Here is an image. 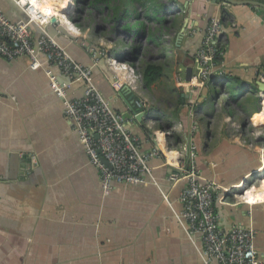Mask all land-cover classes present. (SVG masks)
Returning <instances> with one entry per match:
<instances>
[{"label":"crops","instance_id":"0c3cea01","mask_svg":"<svg viewBox=\"0 0 264 264\" xmlns=\"http://www.w3.org/2000/svg\"><path fill=\"white\" fill-rule=\"evenodd\" d=\"M232 1L237 3H153L166 7L168 16L163 17L162 31L154 25L150 28L161 33L157 44L150 40L163 55L164 71L148 87L138 72L132 89L100 56L106 51L117 63L133 66L126 56L129 32L125 31V40L114 42L79 28V32L68 29L73 39L57 33L55 40L74 60L90 67L93 85L125 116L126 127L139 137L142 151L158 146L175 154L182 144L192 142L199 180L227 187L249 173L246 189L257 179L261 184L253 188L264 189V167L251 173L260 165V157L244 143V131L226 122V117L236 120L233 113L229 115L234 109L239 117L252 115L253 124L262 123L257 84L264 82V7ZM252 1L264 4V0ZM13 3L0 0V7L11 21L22 20V9ZM73 15L68 18L75 20ZM118 15L122 27L134 22L121 8ZM212 16L219 18L225 38L220 65L224 77L218 80L210 111L205 84H195L193 78L198 71L196 52ZM168 56L171 62L165 66ZM45 68L44 64L31 70L25 58L0 56V264H200L201 237L197 233L188 237L186 223L178 218L185 181L172 185L168 175L173 169L160 156L149 161L157 186L114 183L104 194L99 173L88 162ZM52 72L58 82H70L68 97L82 95L83 82L71 80L57 67ZM137 98L149 104L147 119H138L131 111L141 112L134 106ZM193 119L198 120V129L192 133ZM172 126V133L164 135ZM188 160L185 153L178 155L181 164ZM214 210L225 231L235 224L252 227L257 256L264 260V201L248 205L229 198L221 203L215 196Z\"/></svg>","mask_w":264,"mask_h":264},{"label":"built area","instance_id":"2783aa9c","mask_svg":"<svg viewBox=\"0 0 264 264\" xmlns=\"http://www.w3.org/2000/svg\"><path fill=\"white\" fill-rule=\"evenodd\" d=\"M13 1L27 15L28 22L11 21L0 7V56L7 60L25 58L31 70L46 65L44 72L50 80V87L61 98L65 116L72 122V129L84 148L88 162L99 173L102 192L108 194L114 183L157 186L149 161L151 158L163 156L165 163L173 169L168 175L172 185L181 180L185 181L179 193L182 209L178 218L186 223L188 237L194 233L201 237V245L198 248L200 264H264V260L257 256L254 229L235 224L225 231L219 226L214 210L215 196L216 201L221 203H228L229 198L248 205L263 202L264 200L250 204L241 198L242 192L247 190V181L251 174L248 173L239 182L227 187L219 186L213 180H199L195 165L196 145L192 142L182 144L180 149L175 151L172 161L168 160L166 152L158 146L142 151L139 137L126 127L125 116L114 110L93 85L90 67L74 60L63 46L48 35L45 26L49 23V18L62 11L54 7L50 12L44 0ZM71 2L72 5L75 4V0ZM42 7L44 10H40ZM75 9H71L68 16L74 14ZM29 22L36 24L38 33L30 28ZM70 29L79 32L75 26ZM224 38L219 18L210 17L195 56L198 66L197 74L193 78L195 84H205L207 87L211 83H219L218 80L224 77L220 68ZM100 56L107 61L110 68L117 70L126 84L135 89L137 75L133 66L123 62L117 63L106 51H100ZM52 67H57L73 81L83 82L82 95L68 97L70 82H58ZM134 106L139 108L146 118L145 112L149 109L147 101L137 98L134 100ZM174 128L170 127L163 134H171ZM196 129V124H191V132ZM167 151L171 152L169 149ZM184 153L188 155L189 160L188 163L181 164L178 162V155ZM262 166L263 154L260 156V165L251 173H257V169ZM243 180L245 181L241 188L238 185ZM251 188L252 185L249 189ZM163 198L167 201L165 193Z\"/></svg>","mask_w":264,"mask_h":264},{"label":"rangeland","instance_id":"374dc122","mask_svg":"<svg viewBox=\"0 0 264 264\" xmlns=\"http://www.w3.org/2000/svg\"><path fill=\"white\" fill-rule=\"evenodd\" d=\"M156 1L158 2L161 1L162 3L169 2V0H152V3L150 5H153V3H156ZM136 2L138 3V0H110L106 6L102 2L97 3V1L94 0V2L92 3V0H89L88 2L89 6H88V4L83 5L81 1L75 0L76 9L74 11V14L76 15V13H78L83 23V26H81V24L77 22V25L75 27L82 29L87 35L94 34V36L96 35L95 37H99L103 39H105V37L107 36L108 38L114 39V42H116V41H121L123 39L125 40L126 38H123L125 37L124 35H126L125 31L129 32L132 35V37L131 40L128 39L127 43L125 42L126 43L125 46L127 47L126 56L131 63L134 62L133 68L135 70V73L138 75V72H140V69L144 63H147L149 61H153L157 63L163 62V58H162L163 55L162 53H160L161 51H159L156 48V46L153 45L152 41L149 38V34L150 32H152L150 28L153 25L155 30L160 29V31H162V29L166 25H162L163 22L161 21L158 24H151L148 20H146V16L149 14V12L152 10L153 7L149 6L147 9L145 6H141L140 4L134 5ZM119 7L121 8V10L126 11V15H128L127 19L129 18L131 19V17H134L133 18L134 22L129 21L128 23L130 25L125 24V26L122 27L124 23L121 21L122 19L117 17L118 16L117 9H119ZM164 12H166V14ZM167 13H168L167 9H163V11L162 9H159V14L162 15V17L168 16ZM120 14L124 15L125 12H121ZM147 28H149L148 31ZM135 30L138 33L135 32ZM155 30L152 33H157V31ZM159 34L161 33H157L156 36H159ZM139 45L141 48L140 51L138 52ZM137 53L138 55H136ZM135 55L136 58H134ZM170 57L168 56V59L165 62V66H169L171 62ZM219 87H220L219 83L214 85L211 83L210 85H208L206 100L209 104L210 111H213V101L216 100V90ZM231 92L233 93L234 91ZM258 93H260L259 102H258V112L262 109L261 114H263L264 91H258ZM220 99L224 100L223 97H221ZM232 113L234 114L236 120L233 121L231 118L226 117V122H229V126L236 130H243L245 133L243 134L245 136L244 143L250 149H254L258 154V157H260L262 154L264 155V119H262V123L253 124L251 119L252 115L250 117H244V118L241 116L239 117L234 109L230 111L229 115L230 114L232 115ZM193 120L195 121H192L191 124H196L198 129V122H197L198 120L196 119ZM203 121L201 120V125L202 127H205ZM212 123H215L216 125L215 120H213ZM210 124L211 122H208L209 126H211ZM215 125L212 127H216ZM263 180H264V171L262 176V181ZM258 181L259 180L257 179L252 186L258 187L261 184V181L259 182Z\"/></svg>","mask_w":264,"mask_h":264},{"label":"trees","instance_id":"16d2710c","mask_svg":"<svg viewBox=\"0 0 264 264\" xmlns=\"http://www.w3.org/2000/svg\"><path fill=\"white\" fill-rule=\"evenodd\" d=\"M78 1H81L83 3V5H87L89 2V0H78ZM95 1H97V3L102 2V3H104V5L107 6V4L109 3L110 0H95ZM148 1H149V4H148ZM93 2H94V0H92V3ZM151 3H152V0H138V4H140L141 6H145L147 9ZM88 6H89V4H88ZM154 6H155V8H154ZM152 7H153L152 10L146 16V20H148L151 24H158L160 21L164 22L162 15L159 14V9H162V11H163V9H167V8L164 6H157V4L152 5ZM119 10H120V7H119V9H117V11L119 12ZM73 16H74L75 20L77 22H79L81 24V26H83V23L81 21L79 14L76 13V15L74 14ZM117 17H119V15ZM135 32H137V31L135 30ZM156 34L157 33L150 32L149 38L157 44L156 39L159 38L160 36H156ZM140 48L141 47L139 45L138 52L140 51ZM136 55H138V53ZM136 55L134 58H136ZM133 63L134 62H132V65H134ZM163 71H164V67H163L162 63H157V62H153V61H149L147 63H144L140 69V73H141L140 76H141V80H142L143 85L145 87H148L151 84H153L155 81H157L163 75Z\"/></svg>","mask_w":264,"mask_h":264},{"label":"water","instance_id":"95a60500","mask_svg":"<svg viewBox=\"0 0 264 264\" xmlns=\"http://www.w3.org/2000/svg\"><path fill=\"white\" fill-rule=\"evenodd\" d=\"M11 1V0H10ZM216 0H211V2H215ZM229 2H233V3H237L235 1L232 0H228ZM240 3H246V4H256V5H260L262 7H264V4H261L260 2L257 1H252V0H248V1H241ZM13 6H17L18 8H20L16 3H13ZM22 13L24 14V18L22 20H17V21H22V22H28V17L27 15L22 11ZM62 13V14H61ZM68 14L69 12H60L57 13L56 15H52L49 18V23L45 26V29L48 33L49 36L53 37L54 39L57 40V33L60 34H64V35H68V37L70 39H73L72 36L70 34H68V29L76 26L75 25V20H71L68 18ZM15 21V22H17ZM29 26L32 30L38 31V27L36 26L35 23L33 22H29ZM179 39H176V45L178 44ZM107 64V63H106ZM101 68L104 69V67L102 66V64L100 65ZM114 82V80H112ZM208 86L206 87L207 90ZM257 90L258 91H264V82H261V84H257ZM132 113L136 116V118L141 119L143 116V113L141 112H136L133 108H131ZM104 163H106V161L103 160Z\"/></svg>","mask_w":264,"mask_h":264},{"label":"bare ground","instance_id":"6f19581e","mask_svg":"<svg viewBox=\"0 0 264 264\" xmlns=\"http://www.w3.org/2000/svg\"><path fill=\"white\" fill-rule=\"evenodd\" d=\"M44 2H45L46 7L49 8L50 12L53 11L54 7L57 10H61L63 12H70L71 9L76 8L75 4L72 5L71 0H44ZM69 5H70V8H68ZM40 10H44V8L42 7V8H40ZM260 117H261V119H264V113ZM166 155H167L169 161H172V159L174 158L173 152L166 151ZM262 167H264V166H262ZM262 183H264V182H262ZM238 186H240L242 188L243 182L240 183ZM241 198H244L245 200L250 202V204L260 202V201L264 200V189H262V188L247 189L245 192H242Z\"/></svg>","mask_w":264,"mask_h":264}]
</instances>
